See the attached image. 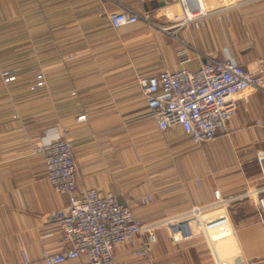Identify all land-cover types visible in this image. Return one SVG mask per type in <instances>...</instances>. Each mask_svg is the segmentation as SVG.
I'll list each match as a JSON object with an SVG mask.
<instances>
[{
  "label": "crops",
  "instance_id": "obj_1",
  "mask_svg": "<svg viewBox=\"0 0 264 264\" xmlns=\"http://www.w3.org/2000/svg\"><path fill=\"white\" fill-rule=\"evenodd\" d=\"M203 1L207 11L220 2ZM125 8L154 24L140 19L114 30L109 15ZM179 10L178 0H0V72L20 76L7 86L0 74V264H25L23 253L28 264H44V250L64 246L54 214L68 196L53 190L35 151L63 130L75 144L79 191L113 193L154 222L212 204L220 190L227 206L204 217L229 222L221 255L230 264H264L256 196L245 195L264 187V92H247L228 132L197 146L180 127L158 129L137 84L140 75L196 71L210 58L254 70L264 57V0L184 27L173 18ZM40 72L46 85L32 92ZM148 194L154 202L141 207ZM146 243L139 236L117 247L114 264H214L205 236L172 244L160 228L147 260L135 259Z\"/></svg>",
  "mask_w": 264,
  "mask_h": 264
},
{
  "label": "built area",
  "instance_id": "obj_2",
  "mask_svg": "<svg viewBox=\"0 0 264 264\" xmlns=\"http://www.w3.org/2000/svg\"><path fill=\"white\" fill-rule=\"evenodd\" d=\"M139 1L143 3L146 0ZM178 3L180 10L173 18L184 27L211 15L236 9L247 0H220L218 8L209 11L203 0H178ZM140 19L150 22L130 8L109 15L114 30L133 25ZM161 29L166 33L169 30ZM1 78L7 86L20 79L13 69L3 70ZM35 78L29 86L32 92L46 85L43 72ZM137 84L160 131L180 127L194 145L200 146L228 132L238 101L246 99L247 92H264V57L258 60L254 70L244 69L232 59L210 58L196 71L181 68L150 77L140 75ZM88 118L89 114L82 113L78 120L86 121ZM74 148V142L67 138V130H63L55 139L35 150L44 157L46 177L53 190L68 196V204L54 214L64 246L55 252L44 250L41 253L44 264H66L82 258H86L89 264H114L115 249L139 236H145L147 243L136 250L134 256L145 259L149 247L156 242V231L160 228L166 231L172 244L205 236L214 264H230L219 250L220 242L232 233L229 222L225 217L215 220L204 217L206 212L227 206L228 200L220 190L214 191L212 204L194 207L189 212L170 218L144 222L135 214L131 204L121 203L113 193H102L95 188L77 189ZM245 195L249 198L256 196L259 221L264 230V187L248 191ZM153 202L152 194L137 200L141 207ZM23 259L25 264L29 263L24 253Z\"/></svg>",
  "mask_w": 264,
  "mask_h": 264
},
{
  "label": "rangeland",
  "instance_id": "obj_3",
  "mask_svg": "<svg viewBox=\"0 0 264 264\" xmlns=\"http://www.w3.org/2000/svg\"><path fill=\"white\" fill-rule=\"evenodd\" d=\"M149 23L154 24L152 21H150ZM64 44H65L64 42H61V43L58 44V47H62V46H64ZM8 69H13V68H8ZM3 70H4V69H3ZM3 70H2V71H3ZM2 71H1V72H2ZM1 72H0V74H1ZM19 77H20V76H19ZM219 250H220V249H219ZM133 257H134L135 259L139 260V261H146V260H147V258H145V259H139V258L135 257V256H134V253H133ZM222 257H223V256H222ZM223 258H224V257H223Z\"/></svg>",
  "mask_w": 264,
  "mask_h": 264
}]
</instances>
